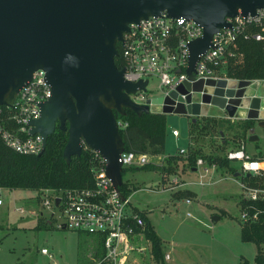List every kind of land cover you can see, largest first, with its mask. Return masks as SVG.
<instances>
[{
  "label": "water",
  "instance_id": "water-1",
  "mask_svg": "<svg viewBox=\"0 0 264 264\" xmlns=\"http://www.w3.org/2000/svg\"><path fill=\"white\" fill-rule=\"evenodd\" d=\"M262 8L264 0H0V107H12L33 74L44 70L52 96L41 105V117L31 122V134L43 138L44 150L38 156L57 128L67 131L65 161L70 164L73 157L82 156L87 146L106 160V173L117 190L124 183L119 160L125 146L114 111L122 116L127 109L139 116H188L194 123L203 118L253 121L250 141L257 142L255 127L264 132V85L209 80L201 97L197 93L204 82L191 81L213 35L228 25L226 18L254 15ZM163 12L193 19L204 29L203 36L190 43L189 79L180 89L184 95L196 92L195 103L188 107L182 99L174 106L171 98L162 97L134 102L130 95L146 91L148 82L126 81L125 69L115 62L117 44H124L129 25ZM211 87H216L213 96ZM187 100L191 103L192 97Z\"/></svg>",
  "mask_w": 264,
  "mask_h": 264
},
{
  "label": "built area",
  "instance_id": "built-area-1",
  "mask_svg": "<svg viewBox=\"0 0 264 264\" xmlns=\"http://www.w3.org/2000/svg\"><path fill=\"white\" fill-rule=\"evenodd\" d=\"M226 20L228 25L213 35L211 45L200 55L195 67L194 80L191 83L204 82V89L197 93L201 97L206 95L205 89L208 88L209 80L216 83L232 80L225 76V69L230 60L237 57L239 38L257 41L264 46V8L258 9L254 15L240 13L227 17ZM129 26V31L124 34V44H121L124 78L131 83L148 82L146 91L139 90L130 95L131 99L137 103L152 100L148 95V87L151 80L155 79L162 92L160 97L171 98L174 106L181 103L180 99L185 107L194 104L193 96L196 92L191 89L184 95L180 89L185 87L189 79L187 70L190 43L203 36V27L193 19L172 18L166 12ZM257 82L264 85L263 81ZM211 88L213 92L210 95L213 96L216 87ZM173 94L177 98L173 99ZM51 96L47 73L40 69L21 88L12 107H0V142L20 155L41 154L44 150L43 138L38 134H31V122L41 117V105ZM188 97H192L191 103L188 102ZM122 127L119 123V129ZM172 134L176 138L180 137L179 130H173ZM84 151L92 150L83 146ZM92 152L98 158V164L92 169L93 186L64 192L45 190L42 192L45 199L41 202L43 212H30V215L40 216L50 225L59 218V228L94 237L98 253H102V256L92 257L94 264H156L142 214L132 205L131 196L121 191L123 185L119 190L115 188L106 173V160L100 154ZM187 152L179 151L182 155ZM166 158L124 151L119 162L123 170H128L151 165L162 166ZM227 158L231 162H240L241 172L245 175H261L264 171L263 162L250 156L244 147L228 152ZM216 169L217 165L209 166L203 159L197 161L196 172L202 186L205 185L203 180ZM172 184L179 185L180 182L176 178ZM242 186L248 192V198H264V191L248 189L243 184ZM190 202L187 200V203ZM1 205L3 200L0 198ZM17 212L27 213L24 208L17 209ZM41 253L52 258L47 248H43ZM136 256L142 257L143 261ZM171 259V254L164 256L165 263Z\"/></svg>",
  "mask_w": 264,
  "mask_h": 264
},
{
  "label": "rangeland",
  "instance_id": "rangeland-1",
  "mask_svg": "<svg viewBox=\"0 0 264 264\" xmlns=\"http://www.w3.org/2000/svg\"><path fill=\"white\" fill-rule=\"evenodd\" d=\"M148 95L152 99L162 95L157 80H151ZM191 121L193 118L188 116L167 115V146L162 158L189 150ZM174 129L179 130L180 138L173 137ZM223 129L226 144L223 137L199 134L191 139L194 148H201L208 155H227L244 147L250 156L262 153L259 160L264 162L262 129L255 127L257 142L250 141L249 131L242 142L232 138L233 132L227 124ZM230 168L242 173L240 162H231ZM163 177L161 168L151 165L129 169L123 181L129 185L132 205L145 215L161 240L163 255L171 254L172 259L166 264L255 263L257 245L241 238L243 212L239 202L248 197V192L230 169L217 166L203 180L204 186L200 184L199 174L183 163L178 164L176 172L169 174L168 179ZM176 178L180 184L173 186ZM0 198L3 200L0 206V264H94L92 257H99L94 237L59 228V218L48 225L40 216L30 215V212H43V195L38 196L30 190H2ZM20 208L27 213H18ZM215 217H219V221H214ZM43 248L49 250L52 258L41 253ZM136 258L143 261L142 257Z\"/></svg>",
  "mask_w": 264,
  "mask_h": 264
},
{
  "label": "trees",
  "instance_id": "trees-1",
  "mask_svg": "<svg viewBox=\"0 0 264 264\" xmlns=\"http://www.w3.org/2000/svg\"><path fill=\"white\" fill-rule=\"evenodd\" d=\"M117 45L120 55L115 62L121 70L124 68L121 59L122 45L120 42ZM236 51L237 57L230 60L225 69V76L238 81L264 82V46L262 43L239 38ZM114 113L117 121L123 126L120 129V135L125 151L151 156L165 155L168 136L166 115L154 113L139 116L129 109L126 110L124 116L117 111ZM224 124H227L230 127L229 130L233 132L232 138L242 140V142L246 139L248 131L254 127L253 121L232 123L213 118L198 119L196 123L191 121L189 124L190 147L187 154L178 153L167 157L165 161L167 166L154 165L161 168L164 180L168 179L169 174L176 172L179 163H183L191 171L196 170L199 159H203L209 166L217 165L222 169H230L234 175L239 174L230 168L231 161L228 160L227 155L205 154L201 148H194V143L191 141L195 135L206 134L223 137V142L226 144ZM68 138L67 131L57 128L55 133L50 136L47 148L40 157L20 155L0 142V189L30 190L40 196L45 190L64 192L92 187L94 184L92 169L98 164V158L92 151H84L82 156L73 157L71 163L68 164L64 159ZM261 155L260 153L254 158L259 159ZM135 169L142 168H133V170ZM128 170L123 171V176ZM238 179L248 189L264 191V171L261 175L256 176L241 173ZM121 191L128 193L129 185L123 183ZM239 205L243 212L241 238L244 242H252L257 245L258 252L254 264H264V198L252 200L247 197L242 199ZM142 216L146 223V236L152 245L154 261L156 264H166L162 252V242L147 222L145 215L142 214ZM46 224L48 223L46 222ZM98 255L102 256V253L99 252ZM244 264L249 263L245 262Z\"/></svg>",
  "mask_w": 264,
  "mask_h": 264
},
{
  "label": "crops",
  "instance_id": "crops-1",
  "mask_svg": "<svg viewBox=\"0 0 264 264\" xmlns=\"http://www.w3.org/2000/svg\"><path fill=\"white\" fill-rule=\"evenodd\" d=\"M191 118H192V117H191ZM231 122H239V121H236V120L234 121V120H233V121H231ZM174 130H176V129H174ZM189 130H190V126H189ZM173 137H174V136H173ZM180 137H181V135H180ZM180 137H179V138H180ZM174 138H176V137H174ZM176 139H177V138H176ZM261 154H262V153H261ZM194 172H196V170H194Z\"/></svg>",
  "mask_w": 264,
  "mask_h": 264
}]
</instances>
